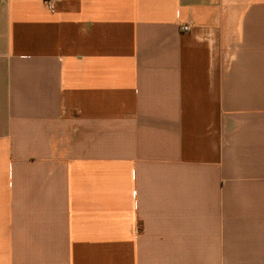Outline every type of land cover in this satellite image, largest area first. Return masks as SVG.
Masks as SVG:
<instances>
[{"label": "crops", "instance_id": "crops-1", "mask_svg": "<svg viewBox=\"0 0 264 264\" xmlns=\"http://www.w3.org/2000/svg\"><path fill=\"white\" fill-rule=\"evenodd\" d=\"M0 264H264V0H0Z\"/></svg>", "mask_w": 264, "mask_h": 264}, {"label": "built area", "instance_id": "built-area-1", "mask_svg": "<svg viewBox=\"0 0 264 264\" xmlns=\"http://www.w3.org/2000/svg\"><path fill=\"white\" fill-rule=\"evenodd\" d=\"M44 5L50 9L51 11L55 10L56 7V0H43ZM183 31H189L191 29L189 23L183 24L181 26Z\"/></svg>", "mask_w": 264, "mask_h": 264}]
</instances>
